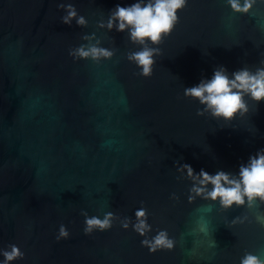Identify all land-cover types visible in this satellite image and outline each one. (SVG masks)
<instances>
[{
    "label": "water",
    "instance_id": "1",
    "mask_svg": "<svg viewBox=\"0 0 264 264\" xmlns=\"http://www.w3.org/2000/svg\"><path fill=\"white\" fill-rule=\"evenodd\" d=\"M75 4L86 26L60 22ZM133 0H0V249L24 253L10 264H239L264 258V202L220 209L188 199L177 162L195 171H236L264 148V100L227 126L183 96V88L264 60V2L233 13L225 0H187L156 45L152 74L126 53L139 45L97 27L116 4ZM114 48L112 58L73 61L85 34ZM94 43L95 40L88 41ZM147 210L149 235L165 229L174 247L149 252L143 237L114 221L83 233L84 217ZM232 223L234 218H245ZM134 218V217H133ZM67 239H55L59 225ZM0 259H3L0 256Z\"/></svg>",
    "mask_w": 264,
    "mask_h": 264
},
{
    "label": "clouds",
    "instance_id": "2",
    "mask_svg": "<svg viewBox=\"0 0 264 264\" xmlns=\"http://www.w3.org/2000/svg\"><path fill=\"white\" fill-rule=\"evenodd\" d=\"M264 2V0H261ZM187 0H133L126 5L116 4L109 10L105 19L97 21V27L111 32H124L128 41L139 45L136 50L126 53V59L134 63L139 75L148 77L152 74L155 55L160 53L158 45L170 34L178 21V10L182 9ZM256 0H225V4L233 13H247ZM58 9H63L60 22L71 26L73 21L77 26H86L88 20L79 14L75 4L60 3ZM85 43H80L68 49L72 60H90L100 63L108 60L115 53L114 48L101 46L95 34H85L81 37ZM95 40L94 43L88 41ZM183 96L196 101L200 107L197 115L209 114L222 121L226 126L237 116H243L249 111V101L255 104L264 100V60L255 68L243 66L229 72L224 65L214 67L210 77H202L198 83L183 88ZM176 171L189 182L188 199L191 201L200 197L220 209H230L233 206L246 205L251 208L259 199L264 202V148L250 154L246 162L240 163L236 171L217 169L210 173L204 168L195 171L189 163L177 162ZM84 217L83 233L90 235L94 231L103 232L112 228L114 221H119L122 229H129L143 237L140 245L149 252L158 249L174 247V239L169 237L167 230L161 229L155 235H149L151 225L148 223L147 210L137 208L133 217H118L112 211L102 215H89L81 209ZM245 218H234L232 223L243 222ZM264 225V216H257ZM69 231L61 223L55 234V239H67ZM0 264H10L11 261L22 258L24 253L16 244H9L0 249ZM239 264H264V258L253 252H245L239 259Z\"/></svg>",
    "mask_w": 264,
    "mask_h": 264
}]
</instances>
